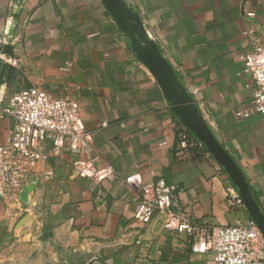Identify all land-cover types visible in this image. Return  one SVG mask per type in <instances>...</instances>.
Wrapping results in <instances>:
<instances>
[{"label": "crops", "instance_id": "0c3cea01", "mask_svg": "<svg viewBox=\"0 0 264 264\" xmlns=\"http://www.w3.org/2000/svg\"><path fill=\"white\" fill-rule=\"evenodd\" d=\"M116 1L122 27L103 0H0V146L13 126L3 109L31 87L76 101L90 139L79 156L46 141L21 189L0 195V248L35 235L83 264H213L193 253V238L165 229L164 213L133 219L138 191L125 178L139 175L176 186L172 210L192 223L253 221L206 149L180 151L189 130L136 51L142 38L154 43L264 218V114L250 105L255 85L240 60L264 43V0ZM88 158L114 177H78L75 163Z\"/></svg>", "mask_w": 264, "mask_h": 264}, {"label": "built area", "instance_id": "2783aa9c", "mask_svg": "<svg viewBox=\"0 0 264 264\" xmlns=\"http://www.w3.org/2000/svg\"><path fill=\"white\" fill-rule=\"evenodd\" d=\"M253 14H247L251 18ZM245 34L252 36V31ZM244 71L251 77L255 89L250 105L264 114V43L253 45L251 51L240 55ZM3 114L13 121L10 137L0 146V195L17 193L23 186L28 169L43 157V144L51 143L53 153L68 151L79 156L90 142L80 116L79 106L71 99L53 98L37 87L14 94ZM239 116H248V112ZM205 150L191 132L179 134V149ZM78 177L100 183L111 180L114 169L106 165L97 167L93 159L75 163ZM125 182L138 191L133 219L148 224L154 215H166L165 229L193 238V253L212 255L213 264H264V236L253 221L242 225L217 228L203 227L173 212V199L177 187L163 179L144 183L139 175L125 178ZM234 207H243V200L235 190L228 189Z\"/></svg>", "mask_w": 264, "mask_h": 264}, {"label": "water", "instance_id": "95a60500", "mask_svg": "<svg viewBox=\"0 0 264 264\" xmlns=\"http://www.w3.org/2000/svg\"><path fill=\"white\" fill-rule=\"evenodd\" d=\"M103 2L122 27L126 18L124 9L119 6V3L116 0H103ZM142 41V45L136 51L137 57L155 77L163 90L168 103L183 120L189 132L200 140L206 151L227 173L243 199L245 207L250 213L251 219L264 236V218L253 201L248 185L241 171L229 155L216 142L199 115L195 104L177 80L173 69L160 55L154 43L143 38Z\"/></svg>", "mask_w": 264, "mask_h": 264}, {"label": "rangeland", "instance_id": "374dc122", "mask_svg": "<svg viewBox=\"0 0 264 264\" xmlns=\"http://www.w3.org/2000/svg\"><path fill=\"white\" fill-rule=\"evenodd\" d=\"M35 235L0 248V264H83L79 257L43 245Z\"/></svg>", "mask_w": 264, "mask_h": 264}]
</instances>
